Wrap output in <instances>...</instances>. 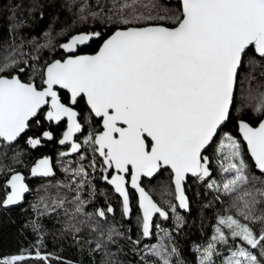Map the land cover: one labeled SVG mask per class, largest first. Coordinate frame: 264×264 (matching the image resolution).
Returning <instances> with one entry per match:
<instances>
[{"label": "snow or ice", "instance_id": "1", "mask_svg": "<svg viewBox=\"0 0 264 264\" xmlns=\"http://www.w3.org/2000/svg\"><path fill=\"white\" fill-rule=\"evenodd\" d=\"M0 181V264H264V0H0Z\"/></svg>", "mask_w": 264, "mask_h": 264}, {"label": "trees", "instance_id": "2", "mask_svg": "<svg viewBox=\"0 0 264 264\" xmlns=\"http://www.w3.org/2000/svg\"><path fill=\"white\" fill-rule=\"evenodd\" d=\"M54 10H49V12H53ZM48 22V18L42 22L41 28ZM22 143V142H21ZM56 145L55 143H51L46 145L45 147L39 148L33 155L38 156L42 153H47L55 157ZM2 182V181H0ZM37 181L30 179L29 183L31 185H35ZM31 199L30 196L26 195V200L24 203H27V200ZM20 207H24V204H21ZM22 218V214L20 212V208L12 207L9 213H4L0 211V254H5L9 252H14L16 249L23 245L27 246L29 240L34 239L31 235H28L27 239H25L20 232L18 231V225ZM11 220L16 221V223H11ZM49 248H51V243H49ZM69 256L71 253H67Z\"/></svg>", "mask_w": 264, "mask_h": 264}, {"label": "flooded vegetation", "instance_id": "3", "mask_svg": "<svg viewBox=\"0 0 264 264\" xmlns=\"http://www.w3.org/2000/svg\"><path fill=\"white\" fill-rule=\"evenodd\" d=\"M56 148H57V145H56Z\"/></svg>", "mask_w": 264, "mask_h": 264}]
</instances>
